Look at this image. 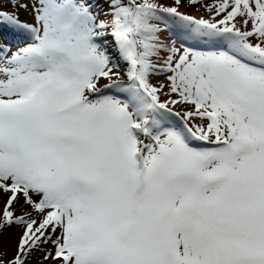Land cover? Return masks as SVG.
I'll list each match as a JSON object with an SVG mask.
<instances>
[{"label": "snow or ice", "instance_id": "1", "mask_svg": "<svg viewBox=\"0 0 264 264\" xmlns=\"http://www.w3.org/2000/svg\"><path fill=\"white\" fill-rule=\"evenodd\" d=\"M0 264H264V0H0Z\"/></svg>", "mask_w": 264, "mask_h": 264}, {"label": "bare ground", "instance_id": "2", "mask_svg": "<svg viewBox=\"0 0 264 264\" xmlns=\"http://www.w3.org/2000/svg\"><path fill=\"white\" fill-rule=\"evenodd\" d=\"M165 2L167 3L168 0H165ZM187 8H188V7L183 8V9H181V10H182V11H186V12H190ZM21 19H26V20L31 21V16H29V15H27V14L21 12ZM191 43H192V41H189V44H191ZM17 46H18V45H16V44L12 45L13 50H15V48H16ZM21 46H22V45H21ZM101 83H105V81H101ZM181 107H182V106H176L177 110H180Z\"/></svg>", "mask_w": 264, "mask_h": 264}, {"label": "rangeland", "instance_id": "3", "mask_svg": "<svg viewBox=\"0 0 264 264\" xmlns=\"http://www.w3.org/2000/svg\"><path fill=\"white\" fill-rule=\"evenodd\" d=\"M168 2H169V0H168ZM187 9L190 11L189 13L196 15V16H201V15L206 16L207 15L203 10L197 11L196 9L191 8V7H188ZM153 82H155V79Z\"/></svg>", "mask_w": 264, "mask_h": 264}]
</instances>
